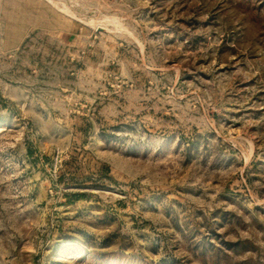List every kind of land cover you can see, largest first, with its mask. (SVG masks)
<instances>
[{
    "label": "rangeland",
    "instance_id": "obj_1",
    "mask_svg": "<svg viewBox=\"0 0 264 264\" xmlns=\"http://www.w3.org/2000/svg\"><path fill=\"white\" fill-rule=\"evenodd\" d=\"M0 264H264V0H0Z\"/></svg>",
    "mask_w": 264,
    "mask_h": 264
}]
</instances>
